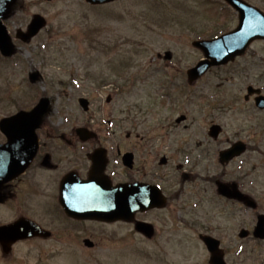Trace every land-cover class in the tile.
<instances>
[{"label":"rangeland","instance_id":"1","mask_svg":"<svg viewBox=\"0 0 264 264\" xmlns=\"http://www.w3.org/2000/svg\"><path fill=\"white\" fill-rule=\"evenodd\" d=\"M246 1L264 11V0ZM223 6L225 8L222 0H119L102 6L90 5L86 0H16L4 20L16 52L6 59L0 54V119L19 110H31L46 96L49 108L41 120L60 123L62 129L67 126V129L99 130H204L212 123H219L225 125L226 135L232 138L243 130L244 134L252 132L253 128L248 126L252 118L248 117V106L243 100L245 91L225 81L222 70L214 71L200 83L212 110L208 106L205 115L190 103L187 69L203 55L192 41L235 27L233 21L223 22ZM33 14L43 15L47 26L29 43H24L16 37V30H25ZM253 49L259 51L255 64L261 63L264 41L256 43ZM167 52L172 56L170 62L165 58ZM33 72L37 80L31 83L29 75ZM253 73L257 77L264 76V70L259 67L253 68ZM260 86L264 88V81ZM80 97L89 100L88 111L79 104ZM233 97L239 109L236 116L223 110ZM128 109H131L130 117ZM182 114L187 115V120L177 125L176 119ZM216 157L214 154L212 165L206 168L207 175L223 174V181L228 183L243 178L252 188L258 182L260 186L254 188L258 191L256 198L264 199L261 194L264 192V163L257 165L255 174L252 165L255 159L258 161L259 154L250 153L245 161L239 159L226 167ZM180 170L190 172L188 167ZM180 170L177 176L184 194L175 201V208L186 211L187 221L195 216L213 217L217 208H226L229 211L220 222L224 221L228 227L231 241L235 230L247 224L250 215L245 211L240 217L232 215L234 210L242 208L230 204L225 207L217 198L195 199L190 193L199 180H182ZM194 171L204 173L201 167ZM180 227L182 242H193L190 222L181 223ZM100 242L94 251L78 250L71 255L69 249L66 264L166 263V257L162 261L157 256L159 251L149 247L117 249L107 237ZM182 252L179 264H194L199 257L198 250ZM36 259V254L28 256V264H36Z\"/></svg>","mask_w":264,"mask_h":264},{"label":"flooded vegetation","instance_id":"2","mask_svg":"<svg viewBox=\"0 0 264 264\" xmlns=\"http://www.w3.org/2000/svg\"><path fill=\"white\" fill-rule=\"evenodd\" d=\"M225 15L235 23L238 21V13L229 5ZM262 41L256 40L242 56L226 65L210 68L198 79L188 82L191 105L197 112L207 115L208 106L210 111L212 108L200 83L214 70L224 71L225 81L245 91L243 100L248 106V117L253 119L248 121L252 132L244 134L243 130L232 138L226 135L225 125L217 132L158 128L79 130L67 129V126L62 129L60 123L41 120L35 130L38 145L30 164L0 186V227L13 229V232L6 230L0 234V264H28V256L33 254L37 255L36 264H44V261L45 264L50 261L66 264L69 249L71 255L78 250L94 251L104 237L117 249L141 245L157 250L162 261L167 258L165 264H179L185 249L199 251L194 264H264V199L258 200V191L254 189L260 186L259 183L252 188L243 178L228 183L223 181V174L210 176L205 172L212 165L214 154L226 167L239 159L245 161V156L250 153H257L259 159L252 164L254 174L257 165L264 163V106L257 102V97L264 95V88L260 86L264 76L257 77L253 73L256 67L264 70V58L255 64L259 51L253 49ZM201 59L194 60L193 66ZM196 86L199 87L195 89ZM235 97L223 106L224 113L239 114ZM250 110L255 112L250 114ZM6 142L7 138L0 132V143ZM238 143L244 147L241 154L222 162L221 152ZM185 167L190 168V172L180 170ZM199 167L204 173L194 171ZM177 170L181 171L184 181L199 180L194 184V192L190 193L195 199L217 198L225 207L230 204L242 208L234 210L232 215L240 217L244 211L250 215L247 224L235 230L231 241L228 227L224 221L220 222L229 211L226 208H217L213 217L195 216L191 221L185 218V210L175 208V201L184 194L179 188ZM99 182L113 192L117 186L135 184L141 196H148L151 191L159 195L160 190L165 197V206L139 210L131 220L91 218V201ZM222 183L229 187V194L220 191ZM128 193L133 194L130 188ZM260 219L263 227L257 232ZM138 222L144 223L145 227L138 229ZM187 222L192 226L193 238L188 244L182 242L180 227L181 223ZM230 231L234 232L233 229ZM242 231L246 232L243 237ZM206 235L219 241L216 255L219 259L213 260V253L204 241Z\"/></svg>","mask_w":264,"mask_h":264},{"label":"water","instance_id":"3","mask_svg":"<svg viewBox=\"0 0 264 264\" xmlns=\"http://www.w3.org/2000/svg\"><path fill=\"white\" fill-rule=\"evenodd\" d=\"M14 0H0V49L5 55H10L13 52V47L9 41L6 27L2 24L1 19L6 16L11 3ZM92 4H103L112 2L115 0H87ZM231 3L235 8L240 11V24L232 32L225 34L219 38L212 40L196 41L193 44L201 48L209 60L201 61L195 68L188 71L190 79L196 78L204 73L211 65H219L228 62L235 56L243 53L248 45L257 38H264V13L259 9L247 4L243 0H226ZM46 20L41 15H34L30 24L28 25L27 32L18 30V37L28 42L33 36H35L44 26ZM263 98L259 97L258 102H262ZM82 106L87 109L88 101L86 99H80ZM262 104V103H260ZM31 113H19L11 118H6L1 122L2 129L9 136L10 142L7 145H0V185L6 180L10 179L15 173V168L21 166L20 159L17 158V154L30 153L31 149L25 147L35 146V136L33 134L34 127L36 126L39 116L35 114V117H29ZM28 124L29 126H25ZM213 130H218L217 126L212 127ZM27 142V143H24ZM28 145V146H26ZM25 148V149H24ZM24 149V150H23ZM237 150H228L222 153V161H227L234 155L240 153L242 148L236 147ZM25 151V152H24ZM17 169V168H16ZM100 188L99 191L94 193V199L91 201L95 204V208L92 209V215L94 218L115 220V219H131L137 210L144 208H150L152 206H160L158 195L155 191H151L148 197L139 196L130 197L126 191L128 186H118L117 190L113 192L107 189L101 182L97 183ZM227 186L221 185L220 191L227 195ZM135 191H140L138 188ZM114 194L117 195L116 200H112ZM158 199V202L154 201ZM89 214V213H88ZM140 224L138 226H142ZM262 227L261 223L258 225V230ZM140 228V227H139ZM4 231L13 229H3ZM13 232V231H12ZM14 234V233H13ZM245 235L244 232L241 233ZM204 240L208 244L209 249L213 253L214 259L218 258V245L214 243V239L211 237H204ZM222 259V258H221ZM225 264V263H224Z\"/></svg>","mask_w":264,"mask_h":264}]
</instances>
